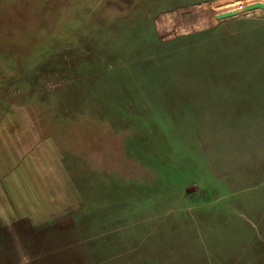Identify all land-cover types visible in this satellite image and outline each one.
I'll return each instance as SVG.
<instances>
[{
	"label": "rangeland",
	"instance_id": "rangeland-1",
	"mask_svg": "<svg viewBox=\"0 0 264 264\" xmlns=\"http://www.w3.org/2000/svg\"><path fill=\"white\" fill-rule=\"evenodd\" d=\"M253 3L0 0V264H264Z\"/></svg>",
	"mask_w": 264,
	"mask_h": 264
},
{
	"label": "crops",
	"instance_id": "crops-1",
	"mask_svg": "<svg viewBox=\"0 0 264 264\" xmlns=\"http://www.w3.org/2000/svg\"><path fill=\"white\" fill-rule=\"evenodd\" d=\"M258 5H261L264 7V4L261 3H253L250 5H243L238 6L236 8L229 9L225 12H220L217 14L216 17H219L220 21H227L229 24V20H233L235 18H239L240 16H244L248 13L255 12V11H262V16H264V9L262 8H256ZM218 19V18H216ZM243 21L241 23H252L251 25H244L240 24V22L237 24L236 20L234 22L233 30H237L234 32H239V34H242V39L244 45H255L257 47L262 48L264 46V18H242ZM226 24V23H225ZM231 24V23H230ZM241 38V37H240ZM264 156V153H263Z\"/></svg>",
	"mask_w": 264,
	"mask_h": 264
},
{
	"label": "water",
	"instance_id": "water-1",
	"mask_svg": "<svg viewBox=\"0 0 264 264\" xmlns=\"http://www.w3.org/2000/svg\"><path fill=\"white\" fill-rule=\"evenodd\" d=\"M256 8H262V9H264V7H263V6H261V5H258Z\"/></svg>",
	"mask_w": 264,
	"mask_h": 264
}]
</instances>
